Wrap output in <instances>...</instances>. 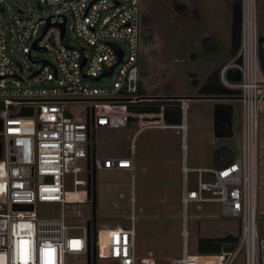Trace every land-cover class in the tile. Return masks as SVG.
<instances>
[{
    "label": "built area",
    "instance_id": "obj_1",
    "mask_svg": "<svg viewBox=\"0 0 264 264\" xmlns=\"http://www.w3.org/2000/svg\"><path fill=\"white\" fill-rule=\"evenodd\" d=\"M143 4L144 0H0V264H66L68 256H85L87 262L92 231L88 222L93 217L84 225L72 224L71 218L79 212L71 216L69 207L93 202L89 194L93 114L96 129L126 127L134 120L141 123V129L182 131L183 254L172 264H264V236L258 227L264 106L258 2L243 0L240 49L219 72L224 86L241 92V153L232 161L208 167L187 164V98L179 100L178 124L168 123L164 109L149 112L131 107L144 99L137 95L146 34ZM13 6L18 14L4 18L2 13ZM69 23L81 45L68 40ZM17 50L40 65L36 69L28 65L27 72V66L14 56ZM119 51L123 52L120 63ZM35 52H47L54 59L33 58ZM239 56L242 64L236 63ZM232 67L240 69V81L227 78ZM110 77L112 82L98 83ZM76 101L88 105L84 120L64 106ZM24 108H32L33 114L22 115ZM135 148L132 144L129 157L106 156L99 165L96 162V168L129 170L133 178V209L126 225L98 226L96 187L97 260L137 264ZM82 160L87 163L86 178L71 180L70 175L81 171L78 167L72 171V167ZM192 173L197 176L193 178ZM209 202L220 203L223 217L239 219L240 235L229 251L191 255L190 206L196 204L200 209ZM38 203L59 204L60 214L40 216ZM13 204H34V209L14 210ZM90 241L93 245L92 237ZM148 256L146 264H155L153 253Z\"/></svg>",
    "mask_w": 264,
    "mask_h": 264
},
{
    "label": "rangeland",
    "instance_id": "obj_2",
    "mask_svg": "<svg viewBox=\"0 0 264 264\" xmlns=\"http://www.w3.org/2000/svg\"><path fill=\"white\" fill-rule=\"evenodd\" d=\"M36 2L37 0H33ZM233 0H144V27L148 35L144 39L142 57L139 60L140 82L146 93L156 95H198L199 88L214 71L221 69L232 58L231 23L233 17L230 6ZM260 11L261 0H257ZM264 3V0H263ZM185 6L182 12L177 5ZM207 17L199 26L200 11ZM18 14L13 6L6 8L3 17L11 18ZM190 24V27H188ZM199 26V28H198ZM201 28V29H200ZM261 30V28H260ZM263 30V29H262ZM261 30V31H262ZM210 35L201 37L200 33ZM213 37H212V36ZM67 38L71 44L81 45L82 41L67 27ZM264 41V37L262 38ZM124 47L125 44L121 42ZM213 44H216L214 46ZM210 47V48H209ZM216 48L218 51H211ZM210 49V51L208 50ZM14 56L27 66L36 69L32 61L17 50ZM33 58L54 59L47 52H35ZM29 65V67H28ZM105 78L99 84L112 82ZM198 81V87L192 85ZM7 84H12L8 81ZM234 136L216 138L213 131L214 101L209 99H189L187 132L185 142L188 146L187 164L191 167L213 166V153L216 149L227 146L238 156L242 141V101L234 100ZM79 120L87 116V103L69 102L64 105ZM138 121L132 120L126 127L96 129V162L102 158L129 157L131 145H135V209L137 264H146L149 252L153 253L155 264H172L174 258L183 254L182 203L181 191L184 185L182 162V131L176 128H144ZM184 142V141H183ZM261 180L259 193V233L264 236V106L261 109ZM81 168L71 180L85 179L86 160L79 161L72 167ZM193 174V173H192ZM197 176L193 174L192 177ZM132 172L129 170H107L97 168V224L114 227L126 225L132 213L131 196L133 194ZM61 206L55 203H38L36 211L40 216L50 213L60 214ZM72 224L84 225L93 217V202L86 201L76 207H69ZM70 213V214H71ZM189 254H198L199 239L203 237L239 236L241 223L237 218L221 215L220 203H203L199 209L196 204L190 206ZM66 264H87L85 256H68ZM93 264H118L117 260L98 259Z\"/></svg>",
    "mask_w": 264,
    "mask_h": 264
},
{
    "label": "trees",
    "instance_id": "obj_3",
    "mask_svg": "<svg viewBox=\"0 0 264 264\" xmlns=\"http://www.w3.org/2000/svg\"><path fill=\"white\" fill-rule=\"evenodd\" d=\"M234 12H233V24H232V48L231 56L234 57L241 45V23H242V8L243 0H234ZM177 9L181 10L182 5H177ZM144 17V21H145ZM146 32L147 29L145 28ZM148 33L145 34V37ZM260 58L261 66L264 71V49H260ZM220 69L214 71L210 74L207 81L199 88V95H239L241 92L239 90L229 89L224 86L219 77ZM193 86H198L197 80H192ZM138 96H153L156 94L146 93L145 88L142 86L141 82L138 86ZM180 101L179 100H170V99H153L148 100L144 98L138 104L131 105L132 108L140 111H149V112H160L164 109L166 119L170 124H178L181 120L180 114ZM227 146H222L216 149L213 153V166H220L225 162L232 161L236 158ZM261 212L264 213V207L260 206ZM238 239V236L226 235L223 237H203L199 239V252L202 254H215L224 251L231 250Z\"/></svg>",
    "mask_w": 264,
    "mask_h": 264
},
{
    "label": "water",
    "instance_id": "obj_4",
    "mask_svg": "<svg viewBox=\"0 0 264 264\" xmlns=\"http://www.w3.org/2000/svg\"><path fill=\"white\" fill-rule=\"evenodd\" d=\"M63 34L65 33V23L62 25ZM116 46V45H115ZM123 57V52L119 51V60L118 63L121 62ZM242 56H239L236 59L237 64H242ZM117 63V64H118ZM85 64V61L84 63ZM115 66L112 67L108 75H111ZM102 76L94 79L98 81ZM227 78L230 81H240L242 79V73L239 68L232 67L227 72ZM144 98L153 100V99H170V100H180L182 98L193 99H209L216 101L214 103L213 108V131L214 136L216 138H229L234 136V104L228 101L234 100H241L242 96L239 95H153V96H144ZM227 100V101H222ZM22 115H32L33 110L32 108H24L22 110ZM91 144L89 146V161L90 166L92 168V174L89 175V190L90 195H93V202H94V212H93V219L92 221L88 222L89 228L92 225V231H89V251H88V260L87 264H92L93 262L97 261V252H96V212H95V204H96V128L94 123V114L92 115V123H91ZM3 122L0 119V131L2 130ZM2 157V143L0 142V158ZM15 157L13 156L12 159ZM14 210H33L34 204H13ZM91 237L93 238V245L90 241Z\"/></svg>",
    "mask_w": 264,
    "mask_h": 264
},
{
    "label": "flooded vegetation",
    "instance_id": "obj_5",
    "mask_svg": "<svg viewBox=\"0 0 264 264\" xmlns=\"http://www.w3.org/2000/svg\"><path fill=\"white\" fill-rule=\"evenodd\" d=\"M233 4H234V0H233V2H232V5L230 6V13H231V15H232V17H233V12H234V7H233ZM182 9L181 10H179V9H177L178 11H180V12H182L183 11V9H185V6H183L182 5ZM242 11H243V8H242ZM200 14H201V19L199 20V26H201V25H203L204 24V21L205 20H207V17H205V16H203V15H205L204 13H203V11H202V8H201V11H200ZM258 16H259V13H258ZM233 19V18H232ZM233 24V21H232V23H231V25ZM189 26L188 27H190V24H188ZM199 26H198V28H199ZM260 26V25H259ZM241 27H242V23H241ZM201 29V28H200ZM231 30H232V26H231ZM259 35H260V45H261V47L264 49V41L262 40V38H263V35L261 34V32H260V27H259ZM200 36L201 37H205V39H206V37H208V36H210L209 34L208 35H206V34H202V32L200 33ZM212 36V35H211ZM241 36H242V29H241ZM213 37V36H212ZM231 40H232V33H231ZM214 46H216V44H213ZM210 48V47H209ZM216 48H218L217 46H216ZM216 48H213V49H211V51H215V53L218 51V49H216ZM231 48H232V44H231V46H230V52H231ZM209 51H210V49H208ZM219 52V51H218ZM198 87V86H197ZM199 95V94H198ZM231 95H233V94H231ZM222 101H227V100H222ZM216 101H214V103H215ZM228 102H233V101H228Z\"/></svg>",
    "mask_w": 264,
    "mask_h": 264
},
{
    "label": "crops",
    "instance_id": "obj_6",
    "mask_svg": "<svg viewBox=\"0 0 264 264\" xmlns=\"http://www.w3.org/2000/svg\"><path fill=\"white\" fill-rule=\"evenodd\" d=\"M258 13H259V27L261 28V30H260V32H261V34L263 35V37H264V3H263V0H261V6H260V11L258 10ZM188 117H189V113H188ZM131 123V122H130ZM129 123V124H130ZM128 124V125H129ZM127 125V126H128ZM167 129V128H166ZM177 129V128H176ZM188 131H189V129H188ZM135 158H136V152H135ZM103 159V158H102ZM183 163V162H182ZM136 171V170H135ZM131 172V171H130ZM136 195V194H135Z\"/></svg>",
    "mask_w": 264,
    "mask_h": 264
}]
</instances>
